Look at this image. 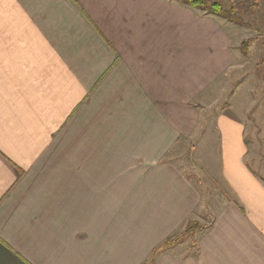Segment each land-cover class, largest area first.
Listing matches in <instances>:
<instances>
[{
	"label": "crops",
	"instance_id": "crops-1",
	"mask_svg": "<svg viewBox=\"0 0 264 264\" xmlns=\"http://www.w3.org/2000/svg\"><path fill=\"white\" fill-rule=\"evenodd\" d=\"M196 8L0 0V264H142L199 211V184L167 156L253 46ZM214 118L211 164L232 198L196 256L176 244L156 264H264L247 115Z\"/></svg>",
	"mask_w": 264,
	"mask_h": 264
},
{
	"label": "rangeland",
	"instance_id": "rangeland-1",
	"mask_svg": "<svg viewBox=\"0 0 264 264\" xmlns=\"http://www.w3.org/2000/svg\"><path fill=\"white\" fill-rule=\"evenodd\" d=\"M220 1L225 7L230 5L229 0ZM254 4L247 5L240 13L243 22L239 23L221 15L229 26L233 24L232 29L238 30L233 39L234 43L240 41V48L245 39L251 38L249 43V47L253 46L251 53L248 59L241 55L238 69L231 72L226 80L223 79L216 91H211L208 103L213 104L203 109L201 129L197 134L188 142L186 140L177 142L167 156V159L174 160L185 168L199 184L202 192L201 208L190 218V221L197 220L200 226L194 237L188 236L178 243L182 252H179L180 254H197L200 232L214 223L219 210L232 198L221 177L216 173L217 166L211 164V160L214 161L213 147L216 139L211 125L222 106L225 108L230 104L239 107L244 115H247L246 140L250 143L248 161L257 178L264 183V73L258 66L264 59V0ZM196 9L201 13H211L201 7ZM247 98L248 102L244 103ZM215 111L217 113H214Z\"/></svg>",
	"mask_w": 264,
	"mask_h": 264
},
{
	"label": "trees",
	"instance_id": "trees-1",
	"mask_svg": "<svg viewBox=\"0 0 264 264\" xmlns=\"http://www.w3.org/2000/svg\"><path fill=\"white\" fill-rule=\"evenodd\" d=\"M181 1L190 4L192 6L201 7L211 13L224 15L225 17H228L231 20L240 23L243 22V17L240 15V13L246 9L247 5L250 6H252V4L255 5L254 3H257L258 1L261 0H229L230 5L228 7L223 6L220 0H181ZM250 41L251 38H247L241 44V48L244 53H246V51L248 50L250 46L249 44ZM258 66H260V70H262L264 73V59L261 61V64H259ZM235 202L238 203L237 201ZM199 226L200 225L197 220L196 222L195 220H191V221L189 220L183 230L166 237L159 244H157L152 249L150 258L145 260L142 264H156L157 257L161 253L165 252L167 249L180 243L181 241H183V239H185L188 236H191V238L194 237ZM196 255L197 254H195V256Z\"/></svg>",
	"mask_w": 264,
	"mask_h": 264
}]
</instances>
